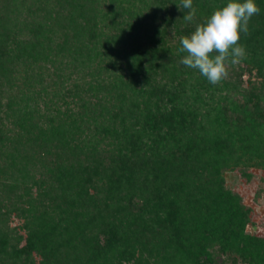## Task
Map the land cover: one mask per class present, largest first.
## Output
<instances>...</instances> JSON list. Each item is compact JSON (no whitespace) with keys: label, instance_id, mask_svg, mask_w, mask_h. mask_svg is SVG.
Returning a JSON list of instances; mask_svg holds the SVG:
<instances>
[{"label":"trees","instance_id":"1","mask_svg":"<svg viewBox=\"0 0 264 264\" xmlns=\"http://www.w3.org/2000/svg\"><path fill=\"white\" fill-rule=\"evenodd\" d=\"M108 1L0 0V264H264V232H245L249 209L222 178L264 160V0L218 85L177 50L227 0H193L192 22L181 0H139L151 20L121 22L122 63L106 21L141 9ZM46 60L75 78L49 92Z\"/></svg>","mask_w":264,"mask_h":264},{"label":"rangeland","instance_id":"2","mask_svg":"<svg viewBox=\"0 0 264 264\" xmlns=\"http://www.w3.org/2000/svg\"><path fill=\"white\" fill-rule=\"evenodd\" d=\"M88 1V0H87ZM91 2V5L93 7H100L102 10L107 8V5L109 4L108 0H89ZM142 1V0H140ZM139 0H133V3L135 4L134 9L137 11L138 8L141 9L139 12V15H132L128 16L126 12L124 13H118L115 14L114 18L111 20L106 21V31L113 36H118L117 42L118 44L115 46L117 49V52L114 53L110 58L116 59L119 61L118 63H122V54L123 52H126L127 43H124L119 36L123 33V35L127 34L128 28L125 23H121L122 21L128 22L130 24L135 25V23L138 22V20L141 19V22L144 20L145 22L150 21V8L147 4L142 5ZM146 3L150 2V0H144ZM93 2V3H92ZM96 5H95V4ZM151 3V2H150ZM69 30V29H68ZM133 32V30H132ZM121 37V36H120ZM55 64L51 63L50 60H46L43 65V77L41 80L42 86L46 87V89L49 92L53 91H60L59 87L63 85L60 82L61 76L64 74L65 77L70 75V79L75 78V74L73 70L67 69L66 71H59L58 68L55 69L56 75L52 74L51 72L54 69V66L57 65V61H54ZM64 63V62H63ZM240 65H243L242 62L239 63ZM69 66V65H68ZM22 69H25L23 65H18L17 70L14 73V77H19ZM19 74V75H18ZM77 76V75H76ZM81 76V75H79ZM242 85L248 86V82L256 80L254 71L252 73H243L242 77ZM70 82L72 84V81H68V85H70ZM36 85L35 88L39 90L41 87L40 84H34ZM70 85L69 87H71ZM66 87V86H65ZM63 91V90H61ZM50 95V94H49ZM51 97V96H50ZM44 101L42 98L38 99L37 108L42 113H51L50 110L47 109L43 105ZM53 101L54 98H53ZM60 104V101L58 102ZM50 111V112H49ZM246 154V153H245ZM248 155V154H247ZM244 155L242 157L241 161L235 165H231L227 169H224L222 171V178L224 182V187L228 190H230L233 193H236L240 199L241 203L249 209V222L245 226V232L254 236H261L264 232V160L259 157L258 155L252 154L250 158H247L248 156ZM31 192L34 193V189H31ZM34 195V194H33ZM24 199V198H23ZM4 203L6 201L4 200ZM26 206V205H25ZM11 209V208H10ZM18 214H15V211L11 209L9 218L7 221L8 228H14L15 232H18L21 237L25 236V231L22 229V223L23 218L21 216H17ZM99 241H102V235L99 237ZM23 243V240L19 241V245ZM33 259L35 261H39L40 257L37 253L32 252L31 253ZM122 264H127L126 262H123ZM225 264H245L240 261L237 262H231L230 260H226Z\"/></svg>","mask_w":264,"mask_h":264},{"label":"clouds","instance_id":"3","mask_svg":"<svg viewBox=\"0 0 264 264\" xmlns=\"http://www.w3.org/2000/svg\"><path fill=\"white\" fill-rule=\"evenodd\" d=\"M181 6L189 10L183 19L192 22L196 15L193 0H181ZM259 13L255 0H227L190 35L180 37L177 51L185 53L180 63L197 70L210 84H220L228 78L230 67L246 58V49L239 43L241 33L248 34L251 18Z\"/></svg>","mask_w":264,"mask_h":264}]
</instances>
